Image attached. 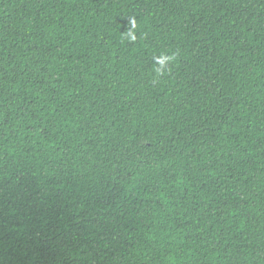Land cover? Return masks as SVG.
<instances>
[{"label": "trees", "instance_id": "obj_1", "mask_svg": "<svg viewBox=\"0 0 264 264\" xmlns=\"http://www.w3.org/2000/svg\"><path fill=\"white\" fill-rule=\"evenodd\" d=\"M0 264H264V0H0Z\"/></svg>", "mask_w": 264, "mask_h": 264}, {"label": "clouds", "instance_id": "obj_2", "mask_svg": "<svg viewBox=\"0 0 264 264\" xmlns=\"http://www.w3.org/2000/svg\"><path fill=\"white\" fill-rule=\"evenodd\" d=\"M129 35H131V33H129ZM134 38V37H133ZM171 59V57H164L160 60V64L163 65L165 63L166 60Z\"/></svg>", "mask_w": 264, "mask_h": 264}]
</instances>
